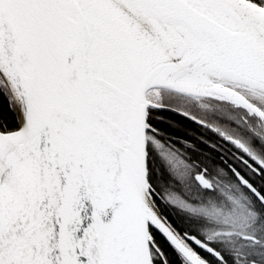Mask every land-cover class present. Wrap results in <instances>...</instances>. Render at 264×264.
I'll return each instance as SVG.
<instances>
[{"label": "snow or ice", "instance_id": "6c2138e0", "mask_svg": "<svg viewBox=\"0 0 264 264\" xmlns=\"http://www.w3.org/2000/svg\"><path fill=\"white\" fill-rule=\"evenodd\" d=\"M0 264H264V0H0Z\"/></svg>", "mask_w": 264, "mask_h": 264}]
</instances>
